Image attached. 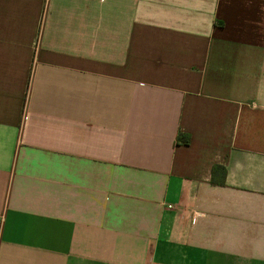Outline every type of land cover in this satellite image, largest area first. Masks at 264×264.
<instances>
[{
  "label": "crops",
  "instance_id": "0c3cea01",
  "mask_svg": "<svg viewBox=\"0 0 264 264\" xmlns=\"http://www.w3.org/2000/svg\"><path fill=\"white\" fill-rule=\"evenodd\" d=\"M153 263L264 264V0H0V264Z\"/></svg>",
  "mask_w": 264,
  "mask_h": 264
},
{
  "label": "trees",
  "instance_id": "16d2710c",
  "mask_svg": "<svg viewBox=\"0 0 264 264\" xmlns=\"http://www.w3.org/2000/svg\"><path fill=\"white\" fill-rule=\"evenodd\" d=\"M189 140H190V138L186 134L183 135V134L179 133V135L177 137V142H181V143H186L187 144V143H189ZM218 168H220V166H213L212 172L214 173L216 170H218ZM213 182H214V180H213Z\"/></svg>",
  "mask_w": 264,
  "mask_h": 264
},
{
  "label": "built area",
  "instance_id": "2783aa9c",
  "mask_svg": "<svg viewBox=\"0 0 264 264\" xmlns=\"http://www.w3.org/2000/svg\"><path fill=\"white\" fill-rule=\"evenodd\" d=\"M172 206L171 205H169V208H171ZM153 264H156V263H153Z\"/></svg>",
  "mask_w": 264,
  "mask_h": 264
}]
</instances>
